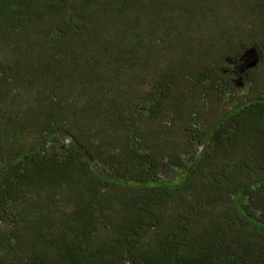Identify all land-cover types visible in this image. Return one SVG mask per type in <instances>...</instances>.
<instances>
[{"label":"trees","instance_id":"16d2710c","mask_svg":"<svg viewBox=\"0 0 264 264\" xmlns=\"http://www.w3.org/2000/svg\"><path fill=\"white\" fill-rule=\"evenodd\" d=\"M141 1L0 0V264H264V86L195 123L226 51L256 46L264 64V24L220 0H147L169 6L144 28L175 61L143 92L123 79ZM97 11L117 48L89 24Z\"/></svg>","mask_w":264,"mask_h":264},{"label":"rangeland","instance_id":"374dc122","mask_svg":"<svg viewBox=\"0 0 264 264\" xmlns=\"http://www.w3.org/2000/svg\"><path fill=\"white\" fill-rule=\"evenodd\" d=\"M222 1H223L225 8L229 12V18H235L236 17V19H238L239 21H243V24H246L249 22L255 28H261L262 27L261 25H258L257 23H261V24L263 23L264 24V10L262 9L260 11H255V10L252 11V7L254 4L257 3V0H250V1H248L247 5L243 6V7H240V5L235 6L234 2L225 4L224 0H220V9H223V6H221ZM144 2H148V1L143 0L138 5H136L137 7L139 6V8H140L138 15H139V19H140V25L142 27L141 28L142 32L140 30H138V32L142 34V38L139 39L142 41V44L140 43L141 47H140L138 54L134 50L126 52V57L130 59L129 67H130V70L132 72L131 71L126 72V75H124L123 79L127 82V81H132L133 79L136 80L137 78L142 77L140 79V85L142 86L140 88V90L143 92H149V91H151V86L153 85V82H152L153 81L152 80L153 73L159 74L160 71H162L164 69V67L166 65L165 63H173V61H175V59H174L173 55L170 54L169 46H168L169 43H168L167 37L166 36L164 37L165 43L150 46V44L154 43L153 42L154 37L148 36L150 38V44H149V42L146 39L147 36H145V30L147 32H149V29L147 27L144 28V25H146L144 23V21L146 20L145 17L148 16L149 13L154 12V15L156 16V22H159V20H161V15L163 13L166 14V9H169V6L165 2H163L164 5L162 7H160V5H159V6H155L154 9L151 8V9L145 10L142 7V5L145 4L143 6H146L147 4ZM189 4H191V3H189ZM189 4L186 3V5H185V4L180 3V4H178V6L179 7H185L187 10V7ZM171 5L172 4H170V6ZM200 5L202 7H205L207 5V2H205V0H202ZM176 7H177V5L174 6V12H173L174 19H176V17H178V15L184 14V13L179 12L178 9H176ZM194 7H196V6H194ZM206 10H202V11L205 13ZM226 14H228V13H226ZM101 15H104V14L99 13V11H97L96 14L91 15L90 16L91 21L89 22V24L92 22L96 23V24H94V26L96 25L94 28L97 29L99 33H101L103 30L105 40L108 41L109 43H111V46H114L117 48L120 41H121L120 37L118 35L114 34L113 33L114 30H112L109 27L111 24L109 16H107V15L101 16ZM149 15H151V14H149ZM185 15L186 14H184V16ZM125 16L128 17L127 13H125ZM210 16H211V14H210ZM97 21H99L100 25L102 24L103 26L100 27V25L97 23ZM119 23H120V19H119ZM115 24H117V23H115ZM257 30H259V29H257ZM247 33H248L247 28L243 29L241 32H239L238 35H240V36L232 40L233 47H235V45H239V43H242L241 41H246L247 40ZM140 37H141V35L138 34V38H140ZM202 43L208 44V39L204 38L202 40ZM149 46L151 48H149ZM161 48H165V51L160 50ZM228 48H226L225 50H227ZM147 50H153V52L149 53V52H147ZM226 52H227V55H225V57L226 56L233 57V52H231V51H226ZM146 56H150V59L148 61H144V58ZM154 60L157 61V64H154ZM108 64L111 65L112 62L108 61ZM254 80H256V82L260 86H264V64L263 65L261 64L256 69L255 74H254ZM125 81H123V82L125 84H127ZM182 89H183V87H182ZM185 90H186V88L183 89L184 92H185ZM202 102H203V100H202ZM202 102H200V106L202 105ZM212 110H213V108L209 109L208 107L206 108V110H203L205 115L198 117L195 120V123L202 127L205 124H207V122L215 121V118H217V116L214 115V113L213 114L210 113V111H212ZM208 111H209V113H208ZM188 119H189V116H186L185 121L187 122ZM174 174H177L176 170H174V171L169 170L168 171V170L163 169V167L160 171V175L164 178H171Z\"/></svg>","mask_w":264,"mask_h":264},{"label":"flooded vegetation","instance_id":"af4514ba","mask_svg":"<svg viewBox=\"0 0 264 264\" xmlns=\"http://www.w3.org/2000/svg\"><path fill=\"white\" fill-rule=\"evenodd\" d=\"M238 54L237 59L225 57L222 73L227 79L219 85L217 82L208 84V92L204 94L200 106L202 109L199 111L206 110L207 107L213 108L212 111H235L233 108L236 104L257 94L255 89L258 83L254 80V74L261 65L262 51L256 46H250L241 49Z\"/></svg>","mask_w":264,"mask_h":264}]
</instances>
